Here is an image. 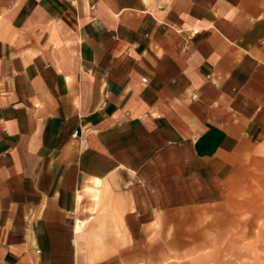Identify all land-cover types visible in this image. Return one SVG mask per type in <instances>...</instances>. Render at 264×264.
<instances>
[{
    "label": "crops",
    "instance_id": "1",
    "mask_svg": "<svg viewBox=\"0 0 264 264\" xmlns=\"http://www.w3.org/2000/svg\"><path fill=\"white\" fill-rule=\"evenodd\" d=\"M0 16V264H264V0Z\"/></svg>",
    "mask_w": 264,
    "mask_h": 264
},
{
    "label": "rangeland",
    "instance_id": "2",
    "mask_svg": "<svg viewBox=\"0 0 264 264\" xmlns=\"http://www.w3.org/2000/svg\"><path fill=\"white\" fill-rule=\"evenodd\" d=\"M104 187L102 183L97 188L96 194L93 195V198L95 199V203H93L92 199L88 197V200L85 201V204L82 207L81 213L83 220H88V224L84 229V232L82 234L83 241H85V244L91 243L93 247L95 248H105L106 238L107 236L102 233H95L90 234L89 233V227L97 225L99 227V232H103V228L106 226V211H105V205L103 204V195L101 193V189ZM93 207L95 208V211L93 210ZM94 216L92 219H90V216ZM114 226L115 228L118 227L117 220H114ZM111 237V236H108ZM121 237V234H115L113 235L114 242H117V238ZM228 254V253H226ZM255 254V255H254ZM262 256V257H260ZM258 257L259 262L264 263V252H253V251H242V260L243 262H251L254 261L255 258ZM251 258V260H250ZM234 259V258H233Z\"/></svg>",
    "mask_w": 264,
    "mask_h": 264
},
{
    "label": "built area",
    "instance_id": "3",
    "mask_svg": "<svg viewBox=\"0 0 264 264\" xmlns=\"http://www.w3.org/2000/svg\"><path fill=\"white\" fill-rule=\"evenodd\" d=\"M1 17V16H0ZM143 81L146 82L147 81V78H143ZM193 98H197V94H193Z\"/></svg>",
    "mask_w": 264,
    "mask_h": 264
}]
</instances>
